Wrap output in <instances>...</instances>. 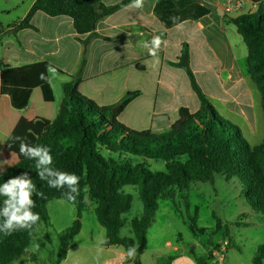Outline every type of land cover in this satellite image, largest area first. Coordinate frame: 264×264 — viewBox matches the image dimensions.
I'll return each mask as SVG.
<instances>
[{
  "label": "trees",
  "instance_id": "1",
  "mask_svg": "<svg viewBox=\"0 0 264 264\" xmlns=\"http://www.w3.org/2000/svg\"><path fill=\"white\" fill-rule=\"evenodd\" d=\"M131 2L122 0L107 6L102 0H35L26 16L14 24L13 31L35 29L33 16L36 12H43L50 17L71 18L76 39L83 41L81 35L93 34L102 16L111 15ZM257 5L256 13L224 15V21L236 28L246 45L245 71L260 92L264 117V6L261 1ZM208 12L209 9L198 0H158L154 7L155 16L166 28L185 20H198ZM171 17L178 19L173 22ZM49 66L52 67L49 62H36L3 69L0 61V93L9 96L15 109H28L26 117L29 120L36 117L30 100L35 88L41 90L44 101L53 102L55 99L47 71ZM178 66L186 69L201 108L194 113L186 107L180 108L178 118L169 130H136L118 120L120 112L139 92L127 93L116 104L120 105L118 111L113 112L116 105L99 106L81 94L78 90L80 79L73 76L63 84L65 96L56 118L53 121L35 119L29 143L50 147L52 167L80 177V195L74 203L67 201L63 197L67 189L49 188L46 181L39 179L35 161L22 155L17 163L0 175V184L28 172L37 189L44 194L43 198L33 196L36 200L33 211L41 217L39 224L49 223L47 205L52 200L63 199L77 208L73 224L59 236L60 249L53 264H61L66 259L74 238L81 232L82 214L91 207L106 231L102 245L122 248L124 264H142L140 256L146 250L148 229L159 208V201L170 200L178 210L180 208L175 201L181 194L186 207H189L187 196L191 186L214 183L218 176L227 182L239 183L252 211L264 218V138L260 145L251 146L237 125L216 113L190 69L187 49L182 52ZM41 73L46 79H40ZM132 157L144 160L136 162ZM150 159L162 161L165 169L152 171L145 161ZM85 185L89 188L87 193L83 191ZM128 186L137 187L143 211L130 222L131 236L124 237L120 235L128 223L124 215L132 206V195L125 191ZM3 200L4 197H0V206ZM189 221L194 233L205 232L197 226L196 217H190ZM38 226L31 234L28 231L14 232L10 236L0 233V264H14L28 254L36 241ZM220 229L219 221L216 231ZM223 241L227 249H238L228 230L224 232ZM130 246H136L134 259L126 257ZM215 247L221 251L223 245L218 243ZM195 259L199 264H209V258L195 255ZM251 263L264 264V244L255 250Z\"/></svg>",
  "mask_w": 264,
  "mask_h": 264
},
{
  "label": "crops",
  "instance_id": "2",
  "mask_svg": "<svg viewBox=\"0 0 264 264\" xmlns=\"http://www.w3.org/2000/svg\"><path fill=\"white\" fill-rule=\"evenodd\" d=\"M34 1H29L24 17ZM102 1L108 6L122 0ZM157 1L144 0L142 8L126 7L131 2L111 15L102 16L93 34L81 35L83 41L76 39L71 18L36 12L32 19L35 29L13 31L14 25H9L0 33L4 36L0 52L13 49L16 53L13 58L0 55L2 68L49 62L56 70L48 72L53 91V78L63 86L68 77L60 78L58 74L67 73L79 77V92L99 106L116 105L130 91L139 92L120 112L118 120L131 129L163 132L177 120L180 108L186 107L193 113L201 108L186 69L178 66L182 52L187 49L190 69L216 113L234 121L242 132L243 127L253 128L261 95L257 104V87L248 82L252 80L233 47L236 36L233 38L232 34L237 33L236 28L233 30L224 21V15L236 16L234 13L239 11L226 14L218 0H198L209 9L207 15L198 20H185L179 27L166 28L154 14ZM249 3L258 6L254 1ZM253 12L254 9L249 13ZM154 36H161L164 41L157 57L149 55L148 49L141 46ZM30 100L37 104L44 101L39 88L32 91ZM62 101L48 117L38 110L35 119L53 121ZM27 113L28 109L12 107L9 96L0 93V155L12 161L9 167L20 159L19 142H14L12 137L27 136L28 142L33 137L31 127L35 119L29 120ZM174 249L181 254L171 264H199L195 256L178 246ZM118 253L113 260L124 264V251Z\"/></svg>",
  "mask_w": 264,
  "mask_h": 264
},
{
  "label": "rangeland",
  "instance_id": "3",
  "mask_svg": "<svg viewBox=\"0 0 264 264\" xmlns=\"http://www.w3.org/2000/svg\"><path fill=\"white\" fill-rule=\"evenodd\" d=\"M29 1L0 0V33L24 17ZM261 2L264 6V0ZM244 6V9L239 10L234 15L247 14L252 9L255 10L253 13L258 11V6H254L252 3L246 2ZM216 17L218 16L216 15ZM231 26L234 30L235 27ZM232 36L233 38L236 36V40H233L232 43L238 60L246 68V45L238 33L232 34ZM2 39H4L3 35L0 36V43L3 42ZM14 54L16 53L13 49L0 52L3 57L13 58L15 57ZM58 76L70 79V75L67 73H59ZM248 82H251L253 88H256L252 81L249 80ZM52 83H54L55 102L41 101L42 104L40 103V105L32 100L33 109L36 113L39 110L41 115H50L49 112L55 110L64 98L65 93L63 86L59 84V80L53 78ZM255 91L258 94H256L257 102L260 93L257 89ZM262 113V107L258 104L255 113V126L253 128L243 127V136L251 146L260 145L263 141L264 117ZM230 122L235 125L234 121ZM9 155L12 156L13 161H16L13 154ZM132 158L136 159V162L144 160L140 157ZM145 161L152 171L165 169L162 161L151 159ZM0 162H2L0 163V168H3L2 173L12 163V161L3 158L2 154L0 155ZM125 191L132 195V206L129 212L124 215L128 223L121 229L120 235L129 237L131 236L130 222L139 217L143 211V205L137 187L128 186ZM187 198L189 207H186L183 195L178 194L176 196L175 203L180 208L178 210L170 200L159 201V208L156 210L153 222L148 229L146 250L140 256L142 264H164L168 261L172 263V260L181 254V252L175 251L176 246L191 256L209 258V264H252L255 250L264 244V218L252 211L242 194L241 185L236 181L227 182L218 176L214 183H197L191 186ZM76 209L74 205L63 199H55L49 202L47 205L49 223L39 224L35 232L36 241L30 246L28 254L23 255L14 264H53L60 249L59 236L73 224L77 216ZM190 217H196L197 226L205 230L202 232L203 235L202 233L196 234L191 230ZM81 221V232L74 238L67 253L68 259L63 264H118L113 259H116L119 255L118 252L121 250L123 252V249L120 247L108 248L102 245L106 239V231L98 222L93 207L82 214ZM219 221L221 222V229L217 232ZM226 230H228L238 249H227V244L223 241ZM218 243L223 245L221 251L215 250ZM35 245H38V248ZM190 251H194V255Z\"/></svg>",
  "mask_w": 264,
  "mask_h": 264
},
{
  "label": "clouds",
  "instance_id": "4",
  "mask_svg": "<svg viewBox=\"0 0 264 264\" xmlns=\"http://www.w3.org/2000/svg\"><path fill=\"white\" fill-rule=\"evenodd\" d=\"M143 6L144 0H132V4L126 7L142 8ZM171 19L175 22L178 18L171 17ZM177 26L179 27V25ZM163 43L161 36H154L150 42L143 41L141 46L148 49L149 55L157 57ZM47 71L55 73L56 70L49 66ZM40 79H46L43 73L40 74ZM12 139L14 142H19L20 155L35 161V169L39 179L46 181L49 188L57 190L66 188L63 197L74 203L81 191L80 177L75 173L53 168V156L50 147L32 145L28 142L27 136H15ZM2 171L3 168H0V173ZM83 191L85 193L89 191L87 185L84 186ZM34 195L37 198L44 196L43 192L37 189L28 172L13 176L0 184V197H4L3 204L0 206V233H3L4 236H10L14 232L28 231L31 234L41 220L40 214L33 211L36 207ZM35 247L38 248V245ZM135 256L136 246H130L126 257L134 259Z\"/></svg>",
  "mask_w": 264,
  "mask_h": 264
},
{
  "label": "built area",
  "instance_id": "5",
  "mask_svg": "<svg viewBox=\"0 0 264 264\" xmlns=\"http://www.w3.org/2000/svg\"><path fill=\"white\" fill-rule=\"evenodd\" d=\"M251 1L253 0H218V2L222 4L223 13L226 14L244 9L245 3Z\"/></svg>",
  "mask_w": 264,
  "mask_h": 264
},
{
  "label": "water",
  "instance_id": "6",
  "mask_svg": "<svg viewBox=\"0 0 264 264\" xmlns=\"http://www.w3.org/2000/svg\"><path fill=\"white\" fill-rule=\"evenodd\" d=\"M253 1H254L255 3H258V2H260L261 0H253ZM222 12H223V11L218 10L217 13H219V15H223ZM119 108H120V105H116L112 110H113V112H117Z\"/></svg>",
  "mask_w": 264,
  "mask_h": 264
}]
</instances>
